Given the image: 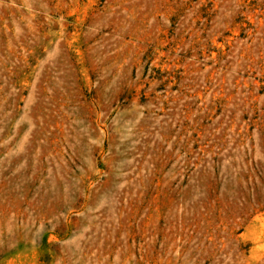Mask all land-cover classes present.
Here are the masks:
<instances>
[{
  "label": "rangeland",
  "instance_id": "374dc122",
  "mask_svg": "<svg viewBox=\"0 0 264 264\" xmlns=\"http://www.w3.org/2000/svg\"><path fill=\"white\" fill-rule=\"evenodd\" d=\"M0 264H264V0H0Z\"/></svg>",
  "mask_w": 264,
  "mask_h": 264
}]
</instances>
